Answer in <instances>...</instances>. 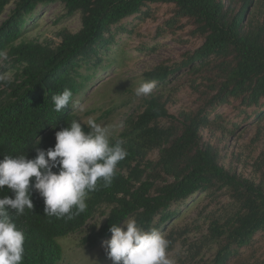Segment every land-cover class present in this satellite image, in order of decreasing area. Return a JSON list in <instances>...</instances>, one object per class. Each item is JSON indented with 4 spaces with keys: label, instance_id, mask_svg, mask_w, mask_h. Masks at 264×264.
Wrapping results in <instances>:
<instances>
[{
    "label": "trees",
    "instance_id": "1",
    "mask_svg": "<svg viewBox=\"0 0 264 264\" xmlns=\"http://www.w3.org/2000/svg\"><path fill=\"white\" fill-rule=\"evenodd\" d=\"M57 2L64 4L66 15L80 14L81 27L61 28L59 41L27 36L26 24L37 7ZM10 4L14 6L0 24V160L6 155L32 159L35 147H54L55 133L74 119L88 131L71 104L55 112L52 96L68 88L74 100L92 77L79 67L101 61L113 28L127 17L151 4H165L172 22L186 19L189 38L202 40L181 59L162 61L144 72L157 87L110 138L112 143L123 141L128 154L118 163L112 184L104 187L98 181L97 190L89 193L85 212L72 219L46 216L43 198L33 191L34 208L20 216L11 213L25 235L23 264H59L64 260L59 238L82 229L97 212L107 216L82 238L89 248L111 236V224L123 225L129 218L144 230L160 231L174 215L171 206L197 192L223 195L226 201L206 216L210 221L199 240L190 242L187 229L162 234L169 241L167 253L181 239L185 249L177 254V264H202L199 256L216 243L214 257L204 264H225L264 231V145L259 146L264 141V0H0V16ZM184 69L182 83L167 86ZM181 84L189 104L172 112ZM226 104L244 113L243 120L254 116L255 127L240 146L245 155L234 150L229 161L222 149L229 150L234 130L218 111ZM13 195L7 186L0 189V198Z\"/></svg>",
    "mask_w": 264,
    "mask_h": 264
},
{
    "label": "rangeland",
    "instance_id": "2",
    "mask_svg": "<svg viewBox=\"0 0 264 264\" xmlns=\"http://www.w3.org/2000/svg\"><path fill=\"white\" fill-rule=\"evenodd\" d=\"M13 6L10 4L0 16V24L9 16ZM173 19H175L173 13L167 5L151 4L113 28V39L102 52L101 61L91 68H87L86 65L79 67L83 75L92 74L74 97V102L83 106V111L73 108L83 122L87 124L90 119L94 120L109 128L110 138L117 136L123 129L126 117L137 111L144 103L145 97H136L134 94L135 88L142 81L148 80L144 72L162 61L179 60L184 52L194 51L201 45V39L189 38L185 27L186 19L180 20L178 24L172 22ZM80 27V14L66 15L64 4L57 2L39 5L35 16L28 20L25 28L30 38H38L40 41L52 38L59 41L56 33L61 28L77 31ZM183 73L185 69L172 75L167 86L182 83ZM7 75L11 77L12 73ZM185 92V85L181 84L172 112L178 106L189 104V95ZM218 111L225 113L226 118L231 120L229 128L234 130L229 150L222 149L226 157L224 161L232 158L234 150L237 152L242 150L245 155L246 148L240 149V146L245 145L254 134L255 127L251 125L254 116L243 120L245 114H237V110L230 104L220 107ZM214 116L215 113L212 117ZM234 122L242 124L237 128L233 126ZM263 145L264 141L259 144L260 147ZM238 168L242 170L241 162ZM250 170L251 167H248L246 172L249 173ZM225 201L223 195L217 194L215 197L207 192H197L185 200L176 202L170 208L174 215L161 225L160 232L164 234L170 229L176 231L187 229L189 234L186 236L190 242L199 240L210 221L205 220L206 216L216 207L219 209ZM106 216L107 214L97 212L82 229L59 238L64 249V260L59 264H113L102 246L103 241L111 236L103 239L95 248H89L81 242L87 232L101 226ZM159 218L157 216L155 222H158ZM196 225L201 227L197 228ZM180 240L176 248L167 253L172 264H177V254L185 249ZM216 249L217 243L209 245L198 260L204 259L202 264L204 261L211 262ZM236 251L238 252H234L225 264H260L264 259V231L257 232L249 244Z\"/></svg>",
    "mask_w": 264,
    "mask_h": 264
},
{
    "label": "clouds",
    "instance_id": "3",
    "mask_svg": "<svg viewBox=\"0 0 264 264\" xmlns=\"http://www.w3.org/2000/svg\"><path fill=\"white\" fill-rule=\"evenodd\" d=\"M156 87L155 80H145L134 94L148 97ZM52 101L55 112L64 111L70 104L83 111L68 88L53 95ZM86 126L87 132L74 119L55 133L54 147H35L32 159L6 155L0 160V189L7 186L14 194L0 198V264H23L25 235L11 213L20 216L26 209L32 210L33 191L43 198L46 216L72 219L86 211V200L97 190L98 181L104 187L112 184L118 163L128 154L123 141L112 143L109 128L94 120ZM109 231L111 237L102 246L113 264H172L167 255L169 241L159 230H144L135 219H128L123 225L111 224Z\"/></svg>",
    "mask_w": 264,
    "mask_h": 264
}]
</instances>
